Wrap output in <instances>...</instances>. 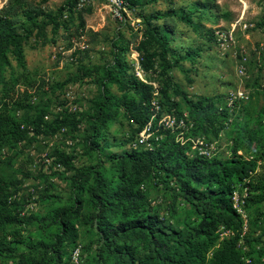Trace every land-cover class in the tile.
<instances>
[{
  "label": "rangeland",
  "instance_id": "rangeland-1",
  "mask_svg": "<svg viewBox=\"0 0 264 264\" xmlns=\"http://www.w3.org/2000/svg\"><path fill=\"white\" fill-rule=\"evenodd\" d=\"M125 2L126 13L118 19L102 3L77 8L74 0H0V117L19 126L0 143V184L10 194L13 217L0 224V242L11 249L0 247V264H57L58 251L67 262L75 244L88 264H119L109 246L143 256L146 244L137 230L106 241L113 234L101 230L123 219L108 212L99 229L92 190L96 176L115 188L116 158L161 140L159 118L170 104L188 115L192 102L210 101L209 117L219 131L205 139L215 142L216 157L230 156L234 136L257 160L256 174H264V161L258 160L264 145V0ZM10 32L16 34L14 47L7 49ZM113 75L128 85L108 79ZM133 82L152 87L153 96L135 90ZM237 90L246 99L227 107L225 99ZM102 95L158 106L149 148L133 147L143 127L127 119L121 105L113 103L106 119H96L94 105ZM93 123L96 135L90 139ZM252 129L259 140L249 145ZM61 154L69 157L68 165ZM141 176L158 215L179 227L198 222L174 182L151 171ZM257 186L244 180L236 187L239 197L247 192L236 214L245 256L264 264V183ZM60 210L73 212L67 234L56 221Z\"/></svg>",
  "mask_w": 264,
  "mask_h": 264
},
{
  "label": "trees",
  "instance_id": "trees-1",
  "mask_svg": "<svg viewBox=\"0 0 264 264\" xmlns=\"http://www.w3.org/2000/svg\"><path fill=\"white\" fill-rule=\"evenodd\" d=\"M16 34L5 35L6 47L13 46ZM15 49V48H14ZM1 59V52H0ZM108 79L118 83L121 87L128 84L115 75ZM164 82H158L157 91L162 92ZM133 88L145 89L148 97L153 96V88L150 86H139L133 82ZM113 103L122 106L127 119L136 123L141 129L156 113L149 103L142 101L138 104L131 102H118L115 97L102 95L100 103L94 105L95 116L99 121L107 118ZM160 105V102H159ZM170 104L166 113L182 118L187 126L191 125L188 137L203 136L213 131L209 112L213 106L210 101H195L189 106L187 114L178 113ZM227 119V113L216 110ZM226 117V118H225ZM223 127L224 125L221 124ZM15 121L7 116L0 117V143L7 136L14 134L18 129ZM215 129V130H214ZM221 129V128H220ZM92 139L95 137V123L92 126ZM255 129L249 131L247 142L249 145L259 140ZM161 140L152 143L149 150L136 154L135 151L125 153L116 158V166L119 172V182L115 188L106 186L99 176H96V187L92 190V197L97 203V227L104 225L108 218L105 214L111 212L113 215L120 214L123 221L109 231L101 230L107 236L106 241H111L115 236L123 232L137 230L145 241V253L143 256H134L126 249H115L109 246L110 252L116 254L119 264H251V259L245 256V247L238 246L241 223L236 212L230 205L232 187L244 180L249 184L258 185L264 183V174H256L259 167L257 160L247 155V150L238 146L237 138L232 137L230 145V156L225 159L218 157L207 159L191 153L190 144L183 146L174 141V136L169 131H164ZM20 137V135L18 134ZM264 135H262L263 137ZM261 137V138H262ZM243 151V156H238L237 151ZM188 152V153H187ZM252 158H251V157ZM260 162L264 161V145L259 151ZM245 157H250L246 160ZM61 161L68 165L69 157L60 155ZM60 164V163H57ZM151 171L154 176L162 175L168 181L174 182L175 190L187 201L198 216V222L186 227L173 225L170 220L163 218L154 211V205L146 197L141 176V171ZM157 178V177H156ZM11 198L4 185L0 184V224L13 221L11 212ZM153 209V210H152ZM73 212L60 210L56 213V221L60 224L62 232L67 234L69 221ZM109 214V213H108ZM219 226L231 231L234 235L218 242L216 230ZM239 239V240H238ZM0 247L11 250L0 242ZM243 248V249H242ZM63 253L57 252V264H67L62 260ZM27 264V263H24Z\"/></svg>",
  "mask_w": 264,
  "mask_h": 264
},
{
  "label": "built area",
  "instance_id": "built-area-1",
  "mask_svg": "<svg viewBox=\"0 0 264 264\" xmlns=\"http://www.w3.org/2000/svg\"><path fill=\"white\" fill-rule=\"evenodd\" d=\"M75 5L77 8L84 7L89 4L94 3H102L104 4L112 16L114 18L122 19L126 13V7L127 4L125 0H74ZM264 85V84H263ZM158 87V86H156ZM157 93V88H154ZM246 99L245 94L237 90L234 93H231L227 96L225 99V104L227 107L234 108L236 104L240 102V100ZM155 110L158 109V106L154 105ZM155 118V114L151 116L150 120L144 125L141 133L139 134L138 138H136V141L133 144V147L138 145H145L146 148L148 145V140L151 136V129H152V122ZM160 119V120H159ZM159 125H164L165 130L169 131L170 134L174 136V141L181 146L189 143L191 153L194 155H197L199 157L212 159L216 157V149H215V142H208L203 136H195V137H188L186 134L189 133L191 125L187 126L182 118H177L175 115L167 114L164 118H159ZM158 137L161 139V134L158 135ZM157 140L158 138L155 137ZM236 154L238 156H243L242 151H237ZM246 160L250 159V157H245ZM244 186V181L242 183H238L234 185L233 190L231 191L230 196V205L232 209L239 213L240 204L244 202V198L246 196V193L243 194L242 197L238 196L236 187ZM247 191L246 188H244ZM152 204H155L153 201ZM216 235L218 236V239L220 241L227 240L233 236V233L231 230L224 228V226H219L216 230ZM239 244H242V241H239ZM67 264H88L85 260V257L83 255L81 246L78 244H75L71 250L69 251V254L67 256Z\"/></svg>",
  "mask_w": 264,
  "mask_h": 264
}]
</instances>
